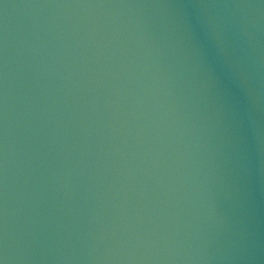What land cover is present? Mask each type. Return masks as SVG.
Masks as SVG:
<instances>
[{"label":"water","instance_id":"95a60500","mask_svg":"<svg viewBox=\"0 0 264 264\" xmlns=\"http://www.w3.org/2000/svg\"><path fill=\"white\" fill-rule=\"evenodd\" d=\"M0 264H264V0H0Z\"/></svg>","mask_w":264,"mask_h":264}]
</instances>
